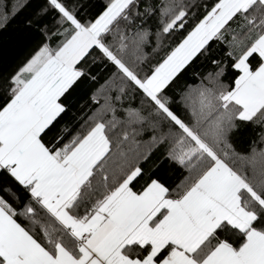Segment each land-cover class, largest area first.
I'll use <instances>...</instances> for the list:
<instances>
[{"label": "snow or ice", "instance_id": "snow-or-ice-1", "mask_svg": "<svg viewBox=\"0 0 264 264\" xmlns=\"http://www.w3.org/2000/svg\"><path fill=\"white\" fill-rule=\"evenodd\" d=\"M15 23L0 264H264V0H0Z\"/></svg>", "mask_w": 264, "mask_h": 264}, {"label": "trees", "instance_id": "trees-1", "mask_svg": "<svg viewBox=\"0 0 264 264\" xmlns=\"http://www.w3.org/2000/svg\"><path fill=\"white\" fill-rule=\"evenodd\" d=\"M30 47L31 41L23 34L18 23L13 24L6 31H0V71L11 70L19 64L28 55ZM107 75L105 71L100 78V83H103ZM252 135L255 134L250 132L248 138ZM170 167L169 162L161 156L155 161L153 171L170 177V182H175L178 179V173L170 171Z\"/></svg>", "mask_w": 264, "mask_h": 264}]
</instances>
